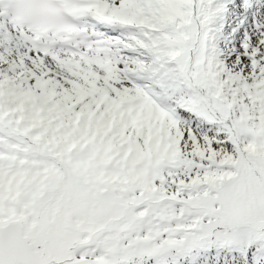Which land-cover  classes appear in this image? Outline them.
I'll return each mask as SVG.
<instances>
[{
    "label": "snow or ice",
    "instance_id": "6c2138e0",
    "mask_svg": "<svg viewBox=\"0 0 264 264\" xmlns=\"http://www.w3.org/2000/svg\"><path fill=\"white\" fill-rule=\"evenodd\" d=\"M0 264H264V0H0Z\"/></svg>",
    "mask_w": 264,
    "mask_h": 264
}]
</instances>
